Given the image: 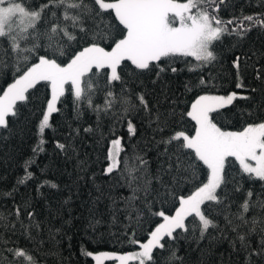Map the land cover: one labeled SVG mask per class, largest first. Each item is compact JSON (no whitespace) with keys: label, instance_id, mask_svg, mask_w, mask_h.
Returning a JSON list of instances; mask_svg holds the SVG:
<instances>
[{"label":"snow or ice","instance_id":"6c2138e0","mask_svg":"<svg viewBox=\"0 0 264 264\" xmlns=\"http://www.w3.org/2000/svg\"><path fill=\"white\" fill-rule=\"evenodd\" d=\"M223 0H0V130L12 133L13 125L19 121L22 109L33 103L34 93L44 86L50 95L43 100L35 98L33 115H37V143L32 156L23 162L24 173L16 179L12 191L4 193L12 197L20 186L37 181L31 170L35 158L44 151V134L52 128L51 118L61 112L58 103L66 94L73 97L77 115L82 108L90 109L99 119L101 114L126 119L133 111L147 113L155 132L164 145L167 168L161 167L155 176L146 171L148 161L142 156L134 160L121 159V140L111 141L108 150L105 175L118 173L124 187L131 196L120 199L125 207L123 214L141 224L142 215L149 213L162 222L148 233L145 242L135 238L129 240L138 246L134 253L94 254L82 247L81 255L92 257L96 264L111 259L119 264H178L171 242L181 233L199 231L204 238L210 229L220 230L219 217H223L224 229L235 233L239 246L248 256L246 264L254 257L264 260V219L248 218L251 210L264 211V119L249 122L240 130H225L218 125L222 109L234 105L237 99L253 101L249 95H238L232 91L227 95L208 94L210 80L198 78V85L205 94L197 95L190 108L181 113L194 122V134L186 131H171L177 123L175 107H152L143 92L128 91L124 70L132 66V75L151 74L161 80L163 74L181 71L176 61L189 63L188 58L199 62L188 71L195 72L217 60L215 44L224 35L247 36L252 28L264 29V14L245 16L240 20L224 21L216 14ZM245 22H248L245 25ZM234 25L233 27H229ZM237 69V89L244 88L239 79L240 57L233 60ZM257 79L264 81V72ZM153 80L152 83H156ZM120 86L119 92L115 89ZM185 88L189 89L188 85ZM252 88L251 92H256ZM98 96L103 103H96ZM163 108V110H161ZM258 114H264V92L262 102L256 106ZM252 112H248L251 117ZM27 119V117H25ZM128 128L134 126L128 120ZM78 134L79 130H75ZM92 131L91 128L84 129ZM165 133L168 135L165 137ZM2 134V133H0ZM6 139V137H5ZM61 150L66 145L57 142ZM239 163L237 176L231 173L232 162ZM246 174V177H245ZM170 177L168 181L163 176ZM151 176V178H150ZM203 177V178H202ZM155 180L161 188L153 187ZM242 180L259 184L260 195L254 199V190L244 191ZM199 181L188 195L176 189L183 182ZM45 186L57 188L55 183H37V191ZM161 189L163 195H161ZM230 189V191H229ZM244 192V199L236 212L231 211L232 193ZM143 194L142 196L140 194ZM171 202L174 214L161 207L153 211L156 204ZM116 205V201H113ZM29 201L14 204L7 215L0 213V249L5 255L0 264H39V259L27 248H21L12 236H23L29 242L35 240L32 230L39 233L41 224L30 211ZM119 210L114 208V211ZM216 213V216H213ZM13 217V219H9ZM192 218L189 220V218ZM25 219L27 223H25ZM94 218L90 227L100 224ZM19 225V228H17ZM259 227L260 243L251 248L248 237ZM179 230V231H178ZM4 233L10 235L5 236Z\"/></svg>","mask_w":264,"mask_h":264},{"label":"trees","instance_id":"16d2710c","mask_svg":"<svg viewBox=\"0 0 264 264\" xmlns=\"http://www.w3.org/2000/svg\"><path fill=\"white\" fill-rule=\"evenodd\" d=\"M40 2L41 0H34L36 4ZM216 14L224 21L264 14V0H223ZM247 23L245 22V25ZM214 51L217 60L212 64L191 72L188 71L189 64L195 66L199 62L194 58H188V64L178 60L173 66L181 71L175 74L167 72L161 80H156L154 75L147 73L142 76L132 75V66H129L123 73L127 80L124 87L128 91L143 92L154 108L163 106L171 110V107H175L177 123L171 131L183 130L189 134L194 132V122L186 115L181 117V113L190 108L197 95L205 94L197 86L200 76L215 85L206 89L208 94H228L236 91L238 95L254 98L253 101L237 99L234 105L222 109V116L217 121L219 126L225 130H240L249 122L264 119V114H258L256 111L264 92V81L256 78L258 72H264V29L252 28L247 36L243 37L235 34L224 35L221 41L215 44ZM236 57L241 60L239 79L245 86L241 89L235 87L238 81L233 60ZM153 80H156L155 84L152 83ZM2 84L3 78L0 77V85ZM185 85H188L190 90L186 89ZM252 88L257 91L251 92ZM115 90L119 92V84ZM49 95L50 89L41 86L40 91L34 93L33 103L22 109V115L13 125L12 133L0 130V213L7 215L12 211L14 204H23L27 200L31 205L29 210L35 213V220L41 224L39 233L35 229L32 230L35 240L29 242L19 233L12 236V239L21 248L33 252L39 259V264H91L92 257L81 255L82 247L91 252L128 251L138 248L137 245L129 243V240L133 239L132 231L135 232L136 239L143 241L162 219L149 213L147 216L142 215L141 224H137L134 218L126 217L123 214L125 205L120 198L131 196L132 192L122 186L123 181L118 173L105 175L104 169L109 163L107 154L110 142L118 136L121 137L122 160L132 161L135 156H142L148 161L146 171L151 176H155L161 167L167 168V158L163 155L165 146L159 143L161 136L155 132L147 113L143 110H133L126 119H114L111 114L103 113L98 119L96 113L82 108L78 116L74 110L73 97L66 94L57 105L61 112L53 114L52 128L47 129L44 134V151L35 158V164L32 166L31 170L36 174L37 181L20 186L12 197L4 196V193L12 191L16 179L23 175V162L32 156V148L37 143L35 125L38 112L37 115L32 114L34 106L39 108V105H35V98L43 100ZM95 102L102 104L103 97L98 96ZM248 112L253 113L251 117ZM128 120H131L134 126V133L129 131ZM86 128H91L92 131L85 132ZM76 129L79 130L78 134ZM167 135L168 133H165V137ZM57 142L66 145V148L59 149ZM229 159L232 162V175L240 180L237 176L239 163L233 158ZM163 179L168 181L170 177L164 175ZM42 181H50L58 187L45 186L37 191V183ZM198 183L199 181L183 182L176 191L181 195H188ZM241 183L244 184L245 192L249 187L254 190V199L260 195L259 184L246 180ZM153 187L161 188V185L153 180ZM243 199L244 192L232 193V212L238 210ZM113 201H116V205H113ZM161 207L169 209L168 214H171L175 207H178V201L175 205L171 199L163 205L158 202L153 211ZM114 208L119 210L114 211ZM213 216H216V213H213ZM252 216L264 219V211L253 209L248 218L251 219ZM94 218L101 222L93 228L90 224L94 223ZM191 219L190 217L189 220ZM217 222L220 230L210 229L204 238H200L197 230L181 233L178 239L171 242L181 258L178 264H246L247 253L240 248L235 233L222 231V216ZM260 239L258 227L256 232L248 237L250 247L256 248ZM4 255L3 249H0V260ZM113 261L106 259L102 264H113ZM129 264L137 262L130 261ZM252 264H264V260L254 257Z\"/></svg>","mask_w":264,"mask_h":264},{"label":"rangeland","instance_id":"374dc122","mask_svg":"<svg viewBox=\"0 0 264 264\" xmlns=\"http://www.w3.org/2000/svg\"><path fill=\"white\" fill-rule=\"evenodd\" d=\"M177 2H184V0H177ZM202 95V94H201ZM213 95H227V94H213ZM232 131H236V130H232ZM191 134H194V132L193 133H191ZM117 138H119L120 140H121V137H115V138H113V139H117ZM112 139V140H113ZM111 140V141H112ZM111 142H110V147L109 148H111ZM110 163V162H109ZM171 214H174V212L173 213H171ZM160 222H162V220L160 221ZM159 222V223H160ZM157 226V225H156ZM155 226V227H156ZM146 241V239L145 240H143V241H141V242H145ZM139 249L138 248H136V249H133V250H128V251H117V250H99V251H94L93 253L94 254H99V253H112V254H124V253H134V252H136V251H138ZM102 262H104V260L102 261ZM91 264H96V262H95V260L94 259H92V262H91ZM113 264H119V262L118 261H113Z\"/></svg>","mask_w":264,"mask_h":264}]
</instances>
